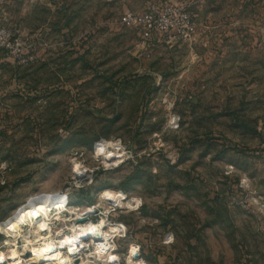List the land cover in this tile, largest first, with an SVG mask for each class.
Wrapping results in <instances>:
<instances>
[{"label": "rangeland", "instance_id": "obj_1", "mask_svg": "<svg viewBox=\"0 0 264 264\" xmlns=\"http://www.w3.org/2000/svg\"><path fill=\"white\" fill-rule=\"evenodd\" d=\"M154 1L0 0L23 43L0 49V226L60 193L124 226L122 264L133 247L147 264H264V0H168L195 35L144 47L121 19ZM102 140L122 163H104ZM105 191L141 205L110 207Z\"/></svg>", "mask_w": 264, "mask_h": 264}, {"label": "bare ground", "instance_id": "obj_2", "mask_svg": "<svg viewBox=\"0 0 264 264\" xmlns=\"http://www.w3.org/2000/svg\"><path fill=\"white\" fill-rule=\"evenodd\" d=\"M96 152L107 166L122 163L126 156L120 142L105 140L97 145ZM101 196L110 207L132 209L141 205L140 200H129L131 198L123 193L105 191ZM96 213V207L83 211L71 207L67 197L60 193L33 199L0 226V231L9 239L7 244L12 247L8 256L0 253V264H92L93 261L94 264H111L114 259L117 262L113 264H122L114 253V240L117 233H121L120 225L108 224L109 211L96 223L88 219ZM55 223L60 226L54 228ZM88 249H91L87 254L91 262L75 260ZM25 254L31 259L23 260ZM126 264L147 263L138 254L137 247H133L126 257Z\"/></svg>", "mask_w": 264, "mask_h": 264}, {"label": "built area", "instance_id": "obj_3", "mask_svg": "<svg viewBox=\"0 0 264 264\" xmlns=\"http://www.w3.org/2000/svg\"><path fill=\"white\" fill-rule=\"evenodd\" d=\"M121 25L126 28H138L144 47L162 36L190 41L195 35L192 16L187 13L183 6L174 5L168 0H157L150 3L146 12L141 16L132 12L125 13L122 16ZM13 39L14 36L10 31L0 27V49L13 51L14 56L20 57L23 43L19 39ZM119 225L121 226L119 235L126 237V235H121L125 232L122 228L124 226ZM114 245L116 246L114 253L120 257L117 245ZM138 254L141 256L140 248H138ZM120 260L122 261L121 257ZM116 262L114 259L111 264Z\"/></svg>", "mask_w": 264, "mask_h": 264}, {"label": "trees", "instance_id": "obj_4", "mask_svg": "<svg viewBox=\"0 0 264 264\" xmlns=\"http://www.w3.org/2000/svg\"><path fill=\"white\" fill-rule=\"evenodd\" d=\"M248 260L249 259L247 257H244L240 262L241 264H247Z\"/></svg>", "mask_w": 264, "mask_h": 264}]
</instances>
